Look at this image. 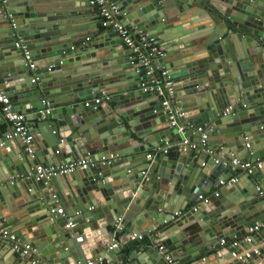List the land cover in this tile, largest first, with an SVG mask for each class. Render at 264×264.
I'll list each match as a JSON object with an SVG mask.
<instances>
[{"label":"water","instance_id":"obj_1","mask_svg":"<svg viewBox=\"0 0 264 264\" xmlns=\"http://www.w3.org/2000/svg\"><path fill=\"white\" fill-rule=\"evenodd\" d=\"M119 2L121 8L130 4L126 9L128 21L151 30L155 39L169 38V31L175 33L169 20L184 11L191 14L197 10L212 22L213 30L205 32L199 41L203 48L200 55L187 60L186 53L179 50L178 63L167 66H181V72L170 71L177 83L174 97L179 100L184 119L181 121L189 120L195 127L206 125L212 134L218 130L231 133L232 140L226 145L233 144L241 152L248 143L246 150L253 152L252 161L264 159V0ZM55 5L43 0H0V32L4 38L10 37L6 45L8 54L13 55L8 60L11 66L0 71V88L9 95L13 109L25 114L27 124L30 119L40 120L34 129L37 149L31 158L20 137L4 139L1 127L5 122L0 119V219L11 225L8 229L32 242L48 264H85L81 243L65 227L68 216L49 212L56 205L49 201L52 195L47 196L50 182L67 175L69 190L61 196L71 209L75 208L70 214L78 215V234L86 227L98 226L96 220L102 217L106 222L102 228L108 234V226L122 216L133 227L132 232L139 233L141 224L147 223L146 233L157 229L158 240H165L174 253L177 247L188 252L179 256L176 251L180 260L217 247L221 239L239 237L245 226L262 220L264 200L256 196L255 180H251L253 190L249 192H242L236 182L228 188L230 193L220 190L218 195L209 196L206 203L197 199L219 180L227 181L231 168L211 162L203 166L204 156L195 150L171 148L162 153L156 164L150 162L144 168L129 170L130 161L140 155L141 149L131 147L132 136L145 139L147 147L163 149L181 143L190 132L169 126L157 96L153 103H142L145 94L139 88V75L129 62L117 61L120 54L116 52L121 50L122 40L115 31L75 29L65 19L74 18V10ZM17 38L27 46L32 68L22 59L23 49L15 46ZM167 44L174 46L176 42ZM120 67L123 69L119 70ZM32 72L37 73L36 82L31 81ZM125 79L126 86L120 83ZM16 80H20V87H16ZM103 92L108 98L95 105L93 98ZM42 98L49 101L51 108L45 120L40 119L44 109ZM110 153L130 155L108 163L96 161L87 168L49 179L36 180L29 175L39 160L43 164H68L81 157L97 160ZM238 156L247 160L242 152ZM122 162L125 164L121 165ZM115 168L122 172L112 175ZM253 174L264 186V170L256 169ZM191 202L197 205L196 210L190 208ZM177 206L182 215L174 219ZM255 208L257 211L253 212ZM37 210L41 212L35 213ZM137 241L130 239L112 248L106 244L92 255L108 257ZM1 247L0 264H31L19 251ZM231 251L220 250L223 258L228 259L225 264H264L263 245L242 260L233 258ZM147 252L151 263L134 253L136 264L161 263L153 247Z\"/></svg>","mask_w":264,"mask_h":264},{"label":"built area","instance_id":"obj_2","mask_svg":"<svg viewBox=\"0 0 264 264\" xmlns=\"http://www.w3.org/2000/svg\"><path fill=\"white\" fill-rule=\"evenodd\" d=\"M5 1L6 0H3V2ZM88 3L96 7L102 26L106 27L108 30L115 31L121 38L123 45L130 50L129 61L134 67L135 72L139 75V88L143 93H151L160 97V103L163 106L164 112L167 114L169 126L176 128L179 132H185L187 130L190 134L193 133V131L199 133L196 140H192L189 136L185 137L181 143L177 144L178 149L189 148L195 150L197 153H202L205 156V160L203 159L204 161L202 162L203 166L210 161L212 164H219L223 168L229 167L247 174H252L256 169L263 167L264 162H251L249 160H243L233 154L226 155L222 146H217L210 142L209 131L206 129L205 125H197L195 127L192 124L188 126L184 122H180L179 117L182 116V112L176 107L177 105L175 106L172 104L175 82L169 70L161 63L163 58L167 55L165 48L159 45L157 40L146 29L136 24H128V21L125 23L121 16L125 15L126 11L122 10L115 0H88ZM13 25L14 22H12V26ZM15 46L23 49V60L28 67L32 68L34 64L30 59L27 46L22 43L20 38L16 39ZM51 65L52 64H49V66ZM37 80V76L31 78L32 82H36ZM103 98H108V95L104 92L99 97H94L93 103L95 105L100 104ZM41 102L44 105V109L41 110L40 119L45 120V116L50 112L51 108L47 99L42 98ZM85 104L90 105L89 101H85ZM0 119L9 125L8 129L4 132V139L10 140L15 137H20L25 144V150L33 155L34 138L37 133L32 131L26 123L25 114L13 109L9 95L2 88H0ZM246 146L248 147V143H246ZM161 151L165 152L167 148H163ZM114 157L115 155L109 154L107 156L103 155L97 160H92L90 157H81L68 164L60 163L54 165L39 163L35 166L34 171L29 172V175L33 176L36 180L49 179L50 177L69 173L77 168H87L90 165H94L96 161L101 163L111 162ZM146 157L152 158V153H147ZM143 173H145V171ZM236 181V177H230L227 181L221 179L219 180V185ZM256 190L257 194L264 200V186H257ZM218 194V192L214 193V195ZM208 197L209 195L207 194H199L197 199L200 202L206 203L209 200ZM52 199L55 200L56 205L51 208L49 212L59 216L66 215V210L64 211L63 207L58 205L59 196L57 197L56 194L52 193ZM192 208L196 210L197 205H194ZM178 214L179 212L175 211L172 217L174 218ZM75 225L76 222L72 219L68 220L65 224L67 228H73ZM262 227L263 224L260 222L249 224L245 227L244 234L239 237L231 238L229 241L221 239L219 246L221 250L227 248L232 249L230 252L232 257L241 260L245 259L250 255L252 250L258 251V249L242 248V244L251 243L253 236L257 234ZM121 229V218L118 217L114 221V230L116 232ZM82 237V235H78L76 237L77 241L81 242ZM129 237L131 239H142L143 235L141 233L132 232ZM0 240L3 242L7 241L13 250L19 251L31 264H48L32 242L21 239L17 234L1 224ZM116 245H118V243L116 240H113V243H109L108 247L112 248ZM262 245L264 246V241ZM156 247L161 257V264H180L164 244L157 243ZM103 258L106 259L107 257L88 258L85 264H100ZM202 260H204V258ZM128 262L130 264L131 261L128 260Z\"/></svg>","mask_w":264,"mask_h":264},{"label":"crops","instance_id":"obj_3","mask_svg":"<svg viewBox=\"0 0 264 264\" xmlns=\"http://www.w3.org/2000/svg\"><path fill=\"white\" fill-rule=\"evenodd\" d=\"M43 1L46 4L54 2L56 4L55 6L58 8H62V9L68 8V10H70V8L73 9L74 13H75V17L74 18H65V19H67L66 21L71 22V26L75 29H79V28L84 27V30H87V31L89 30L92 32L98 30L100 33H103V32L108 30L106 27L102 26V24L100 22V16L97 13L96 7L90 5L88 3V0H43ZM115 1L120 6L119 0H115ZM129 7H130V4L129 5L127 4L126 6L122 7V10L126 11V9H128ZM198 11H200V10H198ZM69 12L70 11H68V13ZM196 12H197V10L191 12V14H190V13H187L184 11V12H181L176 19L169 20L170 22L168 24H170L171 29H174L176 32L173 33L172 31H169V33L171 35L170 36L168 35L169 38H166L164 40H161L160 38L156 39L158 44L161 45L162 47H164L165 50L167 51V55L163 58V61L162 62L160 61V62L162 64H164V66L169 70V72L170 71L181 72V66L180 65L174 66L173 68L167 67V66H171V65L178 63V61H179L178 57L180 55L177 54V52H179V50H181L182 53H186V59L187 60H193L194 59L193 57H195L196 55H200V52L203 50V48H202L199 41L202 39L203 35L206 34L205 32H209V31L213 30L214 25L212 24V22L210 20H206L203 15H201L200 13H196ZM177 13L174 14L175 15L174 17H176V15H178ZM128 16H129L128 11L125 12V15L121 16V18L123 19V21L125 23H127V21H128V19H127ZM172 20H173V22H171ZM128 22H129L128 24H134L131 21H128ZM11 26H12V24H11ZM179 29H181L182 31L181 30L179 31ZM147 31L152 33L151 30H147ZM2 33L3 32H0V71H4V69H6L7 66L8 67L11 66V64L8 62V60H9V58H12V56H13L11 54H8L9 50H8L7 45H6V42L10 41V37L4 38L1 36ZM89 36H90V34H89ZM168 42H176V44H174V46H171L170 44H167ZM119 46H120L119 49H121V50L116 52L117 54H120L119 56L116 57L117 61H121L125 64H128V62H129L130 67L133 68L130 61H128L129 56H130V50L127 47H125L122 42L119 44ZM22 59H23V56H22ZM120 65H122V63L118 64V66H120ZM75 66H77V65L75 64L73 66V68L76 71ZM78 66L80 67V65H78ZM122 69L123 68H121V67L119 68V70H122ZM127 70H129V68H127ZM60 73H63V72L60 70ZM31 76L36 77L37 73L32 72ZM131 80H133V78H131ZM19 82H20V80L19 81L16 80V83H17L16 87H18V86L20 87ZM174 82H175V80H174ZM120 83H124V85L126 86L128 83V80L125 79ZM175 87H176V85H175ZM175 92H176V90H175ZM144 94H145V97L142 99V103H145L147 105L149 104V101H151L153 103V101L156 98V95H154V94L152 95L151 93H144ZM99 96L100 95H98L96 97H99ZM157 98H158V101L160 103L161 102L160 97H157ZM184 101L185 100H183V102ZM172 104L175 106L177 105L176 107L181 109L180 105H179V100L177 98L173 97ZM184 115H186V114H184ZM182 118H183L182 116L179 117L180 122H182L181 121ZM182 120H184V119H182ZM27 122H28L29 127L34 131V129L39 124L40 120L39 119H30V120H27ZM190 123L191 122H189V120H188L185 124L189 126ZM192 125H194V124H192ZM8 126L9 125L7 123H4L1 127V132H5L8 129ZM205 127H206V125H205ZM227 127L228 126H226L225 129H227ZM196 134H197L196 131H193V133L189 134V138H191L192 140H196L197 139ZM209 139H210V142L212 144L217 145V146H222L223 151L225 153L238 156L242 152L243 154L246 155L247 160L253 162L252 158H251L253 156V152L246 150L247 146L245 144L243 145L244 149L241 150V152H237L236 146H234L233 144H228V145L225 144V142H229L230 140H232L231 139V133L222 134V132H220L218 130L217 133L212 134L209 131ZM129 142H130L131 147L141 148L140 152H139L140 155L135 156V158L130 161L131 164L129 166L130 167L129 170L133 171V170H138V169L144 168L147 164H150V162L152 163V165H154V164H156L157 160H160V156L163 153V151H161L160 147H157V148L153 147V146L147 147L146 146L147 141L145 139H141V138H138L136 136H132V139H130ZM250 143L251 142L249 140V144ZM127 145H129V143ZM229 145L232 146V149L230 148ZM33 146H34V152H35L37 149L36 144H34ZM171 148L178 149V146L177 145L176 146L170 145L167 147V150H170ZM227 149H228V152H226ZM147 153H152V158H150L149 161L147 160L149 158L146 157ZM110 154H112V153H110ZM125 155H130V153L122 154L119 156L115 155V157L111 161H114L115 159H118L119 157H122ZM34 157L35 156L33 153V155H31V158H34ZM56 158H57V161L59 163L60 159L58 157H56ZM61 158H63V155ZM37 159H38V157H37ZM204 160H205V156H204ZM145 161H147V162H145ZM256 161L264 162V159L259 158ZM38 162L42 163L40 160ZM124 164L125 163H123V162L121 163V165H124ZM156 168H157V165L155 166V169ZM260 169L264 170V165ZM118 170H120V169L115 168L114 170H112V175H117V174L122 172V171H118ZM145 171H147V170H145ZM229 172L231 173V177L237 178V181H236L237 184H236V182H232L229 184H223V185L214 184L212 190H209L207 192V195L213 197L214 193L215 192L220 193V190H224L225 192L230 193L228 188L230 186H232V184H236L237 186H239L240 190L242 192L252 191L253 186H252L251 180L252 181L255 180V183L257 184V186H263L262 180L256 179L254 177L253 173L247 174L245 172L236 171L235 169H230ZM230 173H228V174H230ZM68 176L69 175H67L66 177H63V178L57 177L58 179H55L54 183L50 182V186L48 189L46 188V186H42V189H47V193L49 191L50 194L47 195L49 198L51 197L52 193L56 194L57 197L59 196L58 205L62 206L64 211L66 209L67 212H69V213H67L65 211L66 216H68V218H67L68 220L72 219L75 221V218H77L78 215H75L73 217L70 214V213H72V210L75 208L71 209L70 206L67 205V201L64 200V198H62V196H61V193H63V192L65 193V191L67 189L69 190L68 187L70 186V183H68V181L70 179H68ZM224 186H226V187H224ZM256 196L259 199L261 198L257 193H256ZM221 200H223V198ZM49 201L55 202V200L54 199L51 200V198L49 199ZM178 204H180V202H178ZM190 205H191L190 208H192L196 204L194 202H191ZM256 206H257V204L255 205V207ZM257 208H255L253 210V212H256ZM175 211H178L179 214L176 215L174 217V219H176L182 215L178 206H177ZM39 212H41V210H37V212H35V213H39ZM120 218H121V221H124V218H122V216H120ZM96 222L98 223V226L94 225L92 227H86L83 229V232L80 234L77 233L79 230V229H77L78 228L77 222L73 228H68V231L72 237L73 236L77 237L78 235H82L84 237L81 242H79V241H77V242L81 243V246L83 248L86 259L94 258L95 256H93L92 253H94V255L97 254L99 252V250H101L106 244L109 245V243L113 240H116V242L118 244L122 245V244L127 243V241L131 239L129 237V235L132 233V231L130 229H132L133 227L131 226V224L126 223V220L123 222V224H125V223L126 224L123 225V228L120 231L115 232L114 225L113 226L109 225L108 226V231H109L108 234H106L104 232V229L102 228L106 224L105 218H103V217L98 218L96 220ZM257 222L262 223L263 227L261 228V230L257 234H255L253 236L251 244L243 243L242 248H249V249L256 248L259 250L260 246L262 247V243L264 241V218L260 221L254 222V223H257ZM0 224L2 226L7 227V228L11 227V225L5 219H0ZM20 224L22 225V223H20ZM18 225H19V222H18L17 226ZM146 227H148L147 223L141 224L139 233H141L143 235V238L138 239V241H137V243H135V245H133L132 247L127 245L126 247H122V248L118 249L117 251H114L112 253V255H108V257L106 259L103 258V261L101 262V264H129L128 260L130 257V253H133V254H131L133 258L132 257L130 258V261H131L130 264H136V260H133L135 258L134 253L138 257H142V261H146V260H148V252H147L148 248L153 247L158 252L157 247H156L157 243L164 244L165 247L168 249V251L171 252V254L180 262V264H205V263L206 264H225L226 262H228V259L223 258V255H222L223 250H222V252H220L221 247L219 245L217 247L216 246L211 247V248L208 247L205 251H203L200 254H197L194 257L184 259V260H180L178 258V256H176V254H175L176 251L178 252L179 256L187 255L188 252L183 251V249L180 250V248L177 247L175 250V253H174V251L172 249L168 248L169 244L165 240H163V241L158 240L157 229H154L152 231L149 230L146 233V229H145ZM143 229H145V230H143ZM152 237L154 238V241L151 240ZM232 238H234V236ZM179 244H180V242H178L177 245L179 246ZM1 246H6L9 251L13 250L11 245L7 241L3 242L0 240V248H2ZM98 247H100V248H98ZM193 248H192V250H193ZM2 250L6 251L5 248H3ZM203 258H204V260H202ZM233 258H235V257H233ZM148 263H151V260H148ZM27 264H29V263L27 262ZM153 264H161V263L156 262Z\"/></svg>","mask_w":264,"mask_h":264}]
</instances>
